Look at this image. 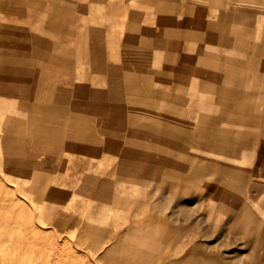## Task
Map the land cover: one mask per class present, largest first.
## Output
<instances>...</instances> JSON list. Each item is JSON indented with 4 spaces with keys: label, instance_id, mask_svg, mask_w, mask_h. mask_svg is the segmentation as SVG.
Here are the masks:
<instances>
[{
    "label": "rangeland",
    "instance_id": "1",
    "mask_svg": "<svg viewBox=\"0 0 264 264\" xmlns=\"http://www.w3.org/2000/svg\"><path fill=\"white\" fill-rule=\"evenodd\" d=\"M263 90L264 0H0V264H256Z\"/></svg>",
    "mask_w": 264,
    "mask_h": 264
},
{
    "label": "crops",
    "instance_id": "2",
    "mask_svg": "<svg viewBox=\"0 0 264 264\" xmlns=\"http://www.w3.org/2000/svg\"><path fill=\"white\" fill-rule=\"evenodd\" d=\"M264 91V90H263ZM258 115L262 116V125H259L256 132H252L250 136L245 138L244 147L248 142L251 141L252 143V152L256 156V165L258 167L257 174H261L262 176H258V185L259 189H262V213L258 216L260 219L258 223V230L259 232V239L262 241L263 249H264V95L262 99L258 102ZM254 162L252 161V164ZM262 181V182H261ZM262 183V184H261ZM261 217V218H260ZM256 264H264V250L261 254V259H258Z\"/></svg>",
    "mask_w": 264,
    "mask_h": 264
},
{
    "label": "bare ground",
    "instance_id": "3",
    "mask_svg": "<svg viewBox=\"0 0 264 264\" xmlns=\"http://www.w3.org/2000/svg\"><path fill=\"white\" fill-rule=\"evenodd\" d=\"M47 115V114H46ZM50 116L52 115V114H49ZM46 118H47V116H46ZM2 187V186H1ZM4 189V188H3ZM2 189V190H3ZM2 190H0L1 192H0V194L2 195L3 194V192H2ZM6 191V190H5ZM4 195V194H3ZM2 197V196H1ZM7 198V197H6ZM5 198V199H6ZM4 198L3 199H1L0 198V201L2 202L0 205V212H1V215H2V213H4L5 215H8V216H10V217H8V216H6V217H8V218H10L11 220H12V218L13 217H16V218H18V222H19V224H21L22 225V228L24 227L23 225L25 224V227H26V229L29 231L30 230V233H32L31 231H33V233L34 232H37V233H40V231H39V229H38V227H36V225H34V224H30L29 223V221H27L26 220V210L22 207V206H20V204H19V202L18 201H16L15 199H6L5 200ZM0 215V216H1ZM6 217H3V218H5L6 219ZM22 218H23V220L26 222H22ZM25 218V219H24ZM2 220V222H0V224L1 223H3V220L4 219H0V221ZM7 220H9V219H7ZM15 220V219H14ZM63 220V219H62ZM6 221V220H5ZM4 221V222H5ZM10 221V220H9ZM15 222H16V220H15ZM18 224V225H19ZM25 227H24V229H25ZM25 232V231H24ZM46 232L47 231H43L42 233L44 234V236L42 235V233L40 234L41 236H43V237H45L47 234H48V232H47V234H46ZM24 235L26 234V233H23ZM46 234V235H45ZM22 235V234H21ZM30 234H28L27 236H29ZM35 235V234H34ZM37 235V234H36ZM35 235V236H36ZM26 236V235H25ZM34 236V237H35ZM21 237V236H20ZM33 237V236H32ZM39 237V236H38ZM42 237V238H43ZM28 238V237H27ZM48 238V237H47ZM20 239V238H19ZM24 239V238H23ZM29 239H31V238H29ZM28 239V240H29ZM43 239H45V238H43ZM43 239L41 240V238H40V244L39 245H41V241H43ZM49 239V238H48ZM48 241V240H47ZM18 242H20V240L18 241ZM46 241L44 240L43 241V243H45ZM23 243V242H22ZM24 243H28V242H26V240H25V242ZM24 243H23V246H24ZM33 243V242H32ZM32 243L30 244V245H32ZM36 243V242H35ZM49 243V242H48ZM25 244V245H26ZM52 244V243H51ZM55 244V243H54ZM29 245V244H28ZM27 245V246H28ZM35 245V244H34ZM38 244H36L35 246H37ZM43 245V244H42ZM46 245V244H45ZM49 246H50V243L48 244ZM29 247V246H28ZM38 247V246H37ZM30 248H31V246H30ZM40 248H38V250H39ZM44 249V248H43ZM48 249H50V248H48ZM57 249V248H56ZM26 250V249H25ZM28 250V249H27ZM30 250V249H29ZM32 250H34V248L32 249ZM37 250V249H36ZM37 250V251H38ZM47 250V249H46ZM52 250V249H51ZM28 252V251H27ZM27 252L25 253V254H27ZM36 252V251H35ZM41 252V251H40ZM45 252V251H44ZM50 252V251H49ZM61 252V251H60ZM24 253V252H23ZM37 253V252H36ZM40 254V253H39ZM31 255V254H30ZM29 255V256H30ZM34 256H35V254H33ZM26 256V255H25ZM28 256V257H29ZM41 256V255H40ZM45 257V254H44V256H43V258ZM49 257V256H48ZM58 257V256H57ZM40 258H42V257H40ZM65 258H66V256H65ZM31 259H32V257H31ZM35 259H37V258H35ZM56 259V258H55ZM55 259L53 258V260H52V258L50 259L51 261H55ZM39 260V259H38ZM42 260V259H41ZM41 260H39L40 262H42ZM47 260V259H46ZM45 260V261H46ZM49 260V261H50ZM59 259H57V261H58ZM45 261H44V264H46L45 263ZM57 261H56V263H57ZM133 261V260H132ZM32 260H31V264H32ZM66 262H67V260H66ZM66 262H64V263H66ZM61 262L59 261V263L58 264H60ZM68 263V262H67ZM70 263H72V264H74L75 262H70ZM69 263V264H70ZM34 264H38V263H34ZM41 264V263H40ZM47 264H48V262H47ZM50 264V263H49ZM52 264V263H51ZM54 264V263H53ZM77 264V263H76Z\"/></svg>",
    "mask_w": 264,
    "mask_h": 264
}]
</instances>
